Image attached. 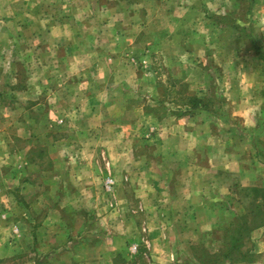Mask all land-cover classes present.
Masks as SVG:
<instances>
[{
    "label": "rangeland",
    "instance_id": "1",
    "mask_svg": "<svg viewBox=\"0 0 264 264\" xmlns=\"http://www.w3.org/2000/svg\"><path fill=\"white\" fill-rule=\"evenodd\" d=\"M0 264H264V0H0Z\"/></svg>",
    "mask_w": 264,
    "mask_h": 264
},
{
    "label": "trees",
    "instance_id": "2",
    "mask_svg": "<svg viewBox=\"0 0 264 264\" xmlns=\"http://www.w3.org/2000/svg\"><path fill=\"white\" fill-rule=\"evenodd\" d=\"M191 99H192V101H191ZM197 100H198L197 98L192 97V98H190V101H191L190 103L193 104V105H196L198 103V102H196Z\"/></svg>",
    "mask_w": 264,
    "mask_h": 264
}]
</instances>
